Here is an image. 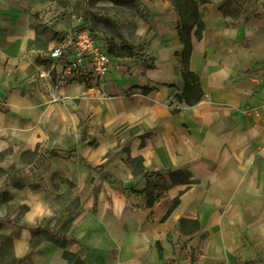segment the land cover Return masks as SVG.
I'll use <instances>...</instances> for the list:
<instances>
[{
  "label": "crops",
  "instance_id": "1",
  "mask_svg": "<svg viewBox=\"0 0 264 264\" xmlns=\"http://www.w3.org/2000/svg\"><path fill=\"white\" fill-rule=\"evenodd\" d=\"M75 1L0 0V264H264V0H194L192 106L173 99L183 43L168 1H141L127 65L45 75L82 22Z\"/></svg>",
  "mask_w": 264,
  "mask_h": 264
},
{
  "label": "rangeland",
  "instance_id": "2",
  "mask_svg": "<svg viewBox=\"0 0 264 264\" xmlns=\"http://www.w3.org/2000/svg\"><path fill=\"white\" fill-rule=\"evenodd\" d=\"M141 1L153 3V1L161 0H76L75 7L70 12L82 16V22L80 23L87 24L95 35H103L105 38L104 44L111 57L116 60L114 63L119 67V65H127L125 58L139 57L140 44L136 40L137 19L138 17L147 18V14L142 13L145 8ZM163 1H168L169 5H172L178 13V24L183 20L189 21L192 7L187 0ZM261 8L264 13V3L261 4ZM66 32H61L58 41L67 35L69 31ZM54 70L55 68L52 69L53 73ZM79 131L78 141L86 137L83 126H80ZM71 151L68 150L67 152L71 153ZM6 153L7 150H0V160L6 156ZM4 174L5 171L0 169V177ZM6 195L7 192L0 196L1 199H6Z\"/></svg>",
  "mask_w": 264,
  "mask_h": 264
},
{
  "label": "built area",
  "instance_id": "3",
  "mask_svg": "<svg viewBox=\"0 0 264 264\" xmlns=\"http://www.w3.org/2000/svg\"><path fill=\"white\" fill-rule=\"evenodd\" d=\"M49 51V69L45 75H50L55 68L54 76L58 82L71 83L99 80L107 74L114 65L103 35H95L87 24L75 23Z\"/></svg>",
  "mask_w": 264,
  "mask_h": 264
},
{
  "label": "trees",
  "instance_id": "4",
  "mask_svg": "<svg viewBox=\"0 0 264 264\" xmlns=\"http://www.w3.org/2000/svg\"><path fill=\"white\" fill-rule=\"evenodd\" d=\"M187 2L192 7L189 14V21L186 22L183 20L177 25L179 39L183 43V48L177 54L181 58L180 71L184 87L181 92L174 95L173 99L177 102L179 101L181 103H184L187 106H192V104H195L201 100L203 96V89L202 85H200L198 75L195 72L190 71L189 69V62L191 57L190 54L192 50L191 32L194 31V36L199 39L205 27L203 26L202 22V14L198 12L196 2L194 0H187ZM173 112H176V110L173 109ZM50 153L56 154V151L52 150ZM171 174L173 183L180 181L188 183V175L186 173L180 171ZM177 202L178 201L175 200L174 205ZM198 227L199 223L197 219L193 220L188 218H181L178 222V229L186 234L196 232L198 230ZM26 259L28 260V257L24 258V260L19 261L11 259L9 261V264H25L24 261Z\"/></svg>",
  "mask_w": 264,
  "mask_h": 264
}]
</instances>
